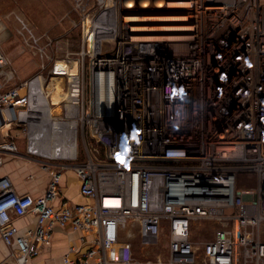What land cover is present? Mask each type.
<instances>
[{
	"label": "built area",
	"instance_id": "2783aa9c",
	"mask_svg": "<svg viewBox=\"0 0 264 264\" xmlns=\"http://www.w3.org/2000/svg\"><path fill=\"white\" fill-rule=\"evenodd\" d=\"M71 2L80 50L52 57L49 35L40 50L53 60L48 74L68 82L66 117L68 104L78 110L75 150L48 158L73 160L80 192L92 202L64 196L66 161L40 197L19 194L0 176V234L10 256L27 264L61 226L91 234L78 264H264V0ZM141 15L183 16L173 22L183 28L140 33L131 18ZM40 76L47 80L40 72L12 85L0 48V127L29 121L28 150L37 161L44 155L30 130L41 117L32 122L23 112L39 103L33 82ZM0 149L18 152L15 141ZM254 173L239 182V174ZM179 175L187 176L190 197L170 192L168 178ZM27 213L36 226L21 235L14 217ZM207 221L218 224L208 238L199 227ZM129 224L139 227L144 247L159 246L167 231V260H135L133 234H122ZM64 261L72 263L69 254Z\"/></svg>",
	"mask_w": 264,
	"mask_h": 264
},
{
	"label": "crops",
	"instance_id": "0c3cea01",
	"mask_svg": "<svg viewBox=\"0 0 264 264\" xmlns=\"http://www.w3.org/2000/svg\"><path fill=\"white\" fill-rule=\"evenodd\" d=\"M67 1H70L72 4L71 0ZM72 19L71 10L66 9L64 0H0V48L9 59V70L14 75L12 85H21L24 81L29 80L40 72L45 73L42 70V63L50 60L48 55L55 58L66 56V53L71 50L69 36L67 35V24ZM25 26L28 29H25ZM45 35H49L50 38L57 41H54L52 44L51 53H47L48 61L42 55L40 47L33 45L35 39H39L40 41L41 38L44 39L43 36ZM64 36L67 40L63 38ZM60 43L64 45L61 46ZM49 49L47 48L46 50ZM49 69L50 67L47 70ZM57 77L59 76H55L53 79L57 80ZM53 79L50 87L57 86ZM44 82V76H40L34 80L35 98L38 99L39 103L38 105H34L33 111L23 112L25 119L31 120L34 117H41L40 123L31 124L30 134L32 136L33 148L37 146V144L33 143V128L42 126V123H45V120H47L43 114L42 106L44 105L41 98L48 95L44 89ZM49 105L53 106V103H49ZM24 131L25 129L18 121L7 122L0 127V144L5 141H15L18 149L17 153L0 149V176L9 177L19 194H31L34 197H40L46 192L52 179V173L60 168L63 161H66L69 167L64 170L61 179L64 196L72 204L92 202L91 199L85 197L80 192L81 181L76 169L72 166L73 160H52L48 158L50 156L53 157V155L69 156L74 153L75 149L67 153L63 149V146L57 150L52 148L50 156L43 154L42 161H37L29 153L28 137ZM18 141H22L24 145L20 146ZM43 161L45 163L51 162V167H43ZM61 204V199L54 201L56 208H60ZM14 223L18 227L20 234L23 235L35 228L36 215L34 213H27L21 217H14ZM90 238L91 234L82 230L55 226L51 244L41 247L39 253L27 264H67L64 261V257L67 254L72 259V263L68 264H78L89 246L84 240H89ZM71 247H74L75 251H71ZM11 250V247L3 241L0 234V264H18L10 256Z\"/></svg>",
	"mask_w": 264,
	"mask_h": 264
},
{
	"label": "rangeland",
	"instance_id": "374dc122",
	"mask_svg": "<svg viewBox=\"0 0 264 264\" xmlns=\"http://www.w3.org/2000/svg\"><path fill=\"white\" fill-rule=\"evenodd\" d=\"M64 6L66 7L67 10H71V16L75 19H77V13L75 10L72 9V4L70 1L64 0ZM69 21V20H68ZM68 33L67 35L69 36V44L71 45V50H80V37H81V32H80V27L75 28L74 24L71 22H68ZM26 33L27 31L24 30ZM29 34V33H27ZM44 39L41 38V40L37 44H33L38 47H45L48 39H46L45 36H43ZM65 38V36L63 37ZM66 39V38H65ZM67 40V39H66ZM65 40V41H66ZM61 46H63V43H60ZM59 47V46H58ZM50 48L49 50H46L48 54L51 53V46H48ZM47 49V48H46ZM57 50V48H55ZM59 50V49H58ZM47 61L49 60L46 55H43ZM51 56V55H50ZM60 58V57H59ZM45 59V60H46ZM47 63H49V67L52 65L53 60H49ZM88 63V61H87ZM89 67L87 65V82L89 84ZM45 76L47 80L44 82V89L45 92L48 93L47 96L41 97L43 100V114L46 116L45 120L46 122L42 123V126L34 127L33 128V143L37 144L36 149L37 152L42 153L44 155L50 156L52 152V138L59 140V143L62 144L63 149L68 152H72L75 148L72 146L71 143H67L65 140H67L66 137H68V133H65L69 130L70 128V120L74 117L73 115V107L70 106L68 109V117L69 119L66 118V114L64 111V103L65 100L63 98L64 94H67V80L63 79L61 77H57L58 79H53L54 83L57 84L54 85L53 87H50V83L52 81V78L54 75L48 74V70L44 71ZM31 77L30 79H32ZM29 79V80H30ZM56 86V89H55ZM63 86V87H62ZM89 87V85H88ZM55 89V90H53ZM52 90V91H51ZM27 93V88L25 87L22 90V94ZM64 93V94H63ZM48 97V98H47ZM49 101V102H48ZM49 103H53V106L49 105ZM64 118V119H60ZM45 119V118H44ZM32 120V119H31ZM32 122H35V120H32ZM22 127L25 128L26 131H24L26 134L29 132V121L23 122ZM53 129L57 130L58 132H62L64 135L56 136L55 134L53 135ZM53 135V136H52ZM66 136V137H65ZM23 141L25 142V139L23 138ZM20 146H23L24 143L22 141H18ZM23 149V147H22ZM82 155V154H81ZM254 174H239V182L244 185L245 181L249 177L250 179L254 178ZM254 183V181H253ZM234 212V211H233ZM205 225V231L202 233V236L205 235L206 238L211 237L214 233V229L218 224L214 223L213 221H207L204 223H201L199 227H204ZM166 228V227H165ZM129 233H132L133 236L131 238V242L133 245V256L135 260H140V261H147L150 260L152 262H155L159 258H161L163 261L167 260L168 258V246H167V241H168V235L167 231L165 232L163 229L161 231V242L159 246H152V247H144L142 245V238L140 235V229L138 226H132L129 224L125 231L122 232L123 237L127 238V235ZM203 239V237H201Z\"/></svg>",
	"mask_w": 264,
	"mask_h": 264
},
{
	"label": "bare ground",
	"instance_id": "6f19581e",
	"mask_svg": "<svg viewBox=\"0 0 264 264\" xmlns=\"http://www.w3.org/2000/svg\"><path fill=\"white\" fill-rule=\"evenodd\" d=\"M134 21H137L136 26L133 27V30L135 31H139L140 33H150L151 31H178L181 30L183 27H180L176 24H174L173 22L178 21V20H183V16H179V15H141V16H134L131 18ZM156 21H167L170 23H159ZM62 66L65 67L66 63L63 62ZM74 70V68H73ZM64 94V93H63ZM66 94H64L63 98L61 101H63V99L65 98ZM70 106H74L72 104H68L67 109H69ZM74 114V119L70 120V128L67 132L68 133V137L66 142L67 143H71L73 145V147L75 148V127L77 125V114H78V110L76 108L73 107V112ZM68 113H67V117L66 119H69L68 117ZM60 119H64V118H60ZM56 136H60L61 134H63L62 132H58L57 130L53 129V135ZM52 135V136H53ZM52 148L57 150L59 148H62V144L59 143V140H56L54 138H52ZM73 154V153H72ZM70 154V155H72ZM53 155V153H52ZM69 155V156H70ZM53 157H55L53 155ZM56 157H61V155H57Z\"/></svg>",
	"mask_w": 264,
	"mask_h": 264
},
{
	"label": "water",
	"instance_id": "95a60500",
	"mask_svg": "<svg viewBox=\"0 0 264 264\" xmlns=\"http://www.w3.org/2000/svg\"><path fill=\"white\" fill-rule=\"evenodd\" d=\"M11 110L15 115V109L12 108ZM186 179V175L172 176L168 178V180L170 181V192L181 195V197L183 198L190 197V193L187 192L186 188L184 187Z\"/></svg>",
	"mask_w": 264,
	"mask_h": 264
}]
</instances>
